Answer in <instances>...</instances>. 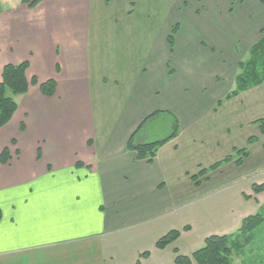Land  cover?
I'll return each instance as SVG.
<instances>
[{
    "label": "crops",
    "instance_id": "0c3cea01",
    "mask_svg": "<svg viewBox=\"0 0 264 264\" xmlns=\"http://www.w3.org/2000/svg\"><path fill=\"white\" fill-rule=\"evenodd\" d=\"M224 3L0 0V81L5 65L26 61L37 80L13 96L17 110L0 128V264H177L182 238L194 249L261 209L264 118L248 113L264 83L225 97L263 36L264 0ZM167 7L170 29L158 25ZM50 80L52 96L40 89ZM161 117L172 131L177 119L178 133L151 162L139 159L131 144L165 139L152 138ZM243 148L241 164L234 157L197 184ZM174 229L179 238L158 248ZM124 237L149 248L126 262Z\"/></svg>",
    "mask_w": 264,
    "mask_h": 264
},
{
    "label": "trees",
    "instance_id": "16d2710c",
    "mask_svg": "<svg viewBox=\"0 0 264 264\" xmlns=\"http://www.w3.org/2000/svg\"><path fill=\"white\" fill-rule=\"evenodd\" d=\"M27 3L29 7H34L39 0H22ZM178 26L176 25L172 33H175ZM169 43L173 44L172 35L169 37ZM29 63L23 62L18 65L7 64L3 68L2 80L0 81V128L5 126L13 117L17 110V103L13 96L25 94L28 92L31 84H37V80L33 77L29 80L27 76V70ZM264 83V32L263 36L254 43L250 49L248 57L241 60L238 65V73L235 78V87L227 94L225 100H230L242 92L251 88L257 87ZM42 92L48 96H52L55 90V83L53 80L40 84ZM222 101H219L220 105ZM264 127V119L258 120ZM179 122L174 119L173 133L160 141L136 145L134 147L138 153L139 159H147L149 162L153 160L156 155V151L160 145L165 143L170 138L174 137L178 133ZM255 137L249 139V143L254 142ZM235 155L227 156L224 160L213 164L208 169L202 170L198 175L193 176L197 184L200 176L208 173L209 170L219 168L224 162L237 158L236 163L241 164L244 158L249 156V150L247 148L235 149ZM0 160L4 163L8 161V151L5 150ZM264 190V184L254 185L255 193H259ZM2 211L0 209V220ZM264 225V205L261 209L253 215L246 217L241 227L233 234L226 235H211L205 240V245L193 252L191 256L183 255L179 253L176 248L175 262L177 264H233L232 253L235 248H240L243 245H248L251 242L252 234L256 229L261 228ZM186 227L185 229H187ZM181 234L179 230H171L166 235L162 236L156 246L160 249L166 248L169 244L176 241ZM148 254L147 252L143 255Z\"/></svg>",
    "mask_w": 264,
    "mask_h": 264
},
{
    "label": "rangeland",
    "instance_id": "374dc122",
    "mask_svg": "<svg viewBox=\"0 0 264 264\" xmlns=\"http://www.w3.org/2000/svg\"><path fill=\"white\" fill-rule=\"evenodd\" d=\"M221 1H222V4H225L224 3L225 0H221ZM202 9H203V6L200 8V10ZM174 14H175L174 7L172 9L167 7L166 12L163 14V18L161 19L158 25L161 26L162 28L170 29V27L172 26V21L174 20ZM245 54L247 56L244 55V57H242L241 60H244L248 57L249 50ZM248 115H259V118H264V100L262 101L261 104H259L255 113H252V114L248 113ZM151 124L152 125L156 124V126L158 127L157 129H155L154 134H152V138H166L168 134H170L172 131V128H170L169 124L167 125V123L164 122L162 117L153 120ZM151 127H154V126H151ZM250 129H255V128L253 126H250L248 130ZM201 224L202 223H200V225ZM173 226H176V228H178L177 226H181V225L180 223H178ZM200 231L202 230L200 229ZM122 235L126 236L125 233H123ZM252 235L253 236L251 238V242L248 245H243L240 248H235L233 250V253H232L233 264H264V225H262L261 228L256 229ZM196 239L197 238H195L194 240ZM190 241H191L190 237H184L179 242V244H175L176 246L177 245L180 246L181 254L183 255H186L188 253L190 254L194 250H198L205 245L204 241H202L200 245L195 246L194 249L191 247L189 248L187 246L189 245ZM134 242L135 241H133L132 239H129L128 237H124L119 240L120 246L130 251L129 253L120 252V257L121 259L123 258L122 260H125L126 262H128L129 260H131V258L129 257H135L138 254V251L141 250V248H144L142 249V251L148 250L149 248V245L147 244V242H144V243L141 241H138V243H134ZM172 247L173 246H171L170 251H173V248L175 246L173 248ZM124 248H121V250L124 251L125 250ZM164 253H166L165 256H167L168 258L169 251H165ZM153 263H154L153 260L148 262V264H153Z\"/></svg>",
    "mask_w": 264,
    "mask_h": 264
}]
</instances>
